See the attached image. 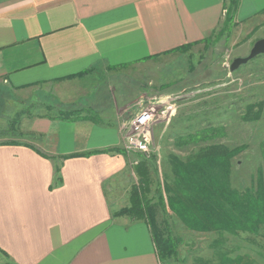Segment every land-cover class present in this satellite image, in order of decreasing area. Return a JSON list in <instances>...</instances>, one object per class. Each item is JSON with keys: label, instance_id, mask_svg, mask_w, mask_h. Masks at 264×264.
<instances>
[{"label": "crops", "instance_id": "crops-1", "mask_svg": "<svg viewBox=\"0 0 264 264\" xmlns=\"http://www.w3.org/2000/svg\"><path fill=\"white\" fill-rule=\"evenodd\" d=\"M227 3L0 0V120L8 121L0 131L22 96L40 93L73 114L71 121L28 118L24 131H8L24 140L0 143V264H161L151 227L117 215L138 185L122 121L145 93L116 103L107 80L130 73L141 81L151 65L180 60L179 48L194 45L192 55L205 47ZM262 18L264 0H240L235 25ZM169 214L176 216L167 206Z\"/></svg>", "mask_w": 264, "mask_h": 264}, {"label": "rangeland", "instance_id": "rangeland-1", "mask_svg": "<svg viewBox=\"0 0 264 264\" xmlns=\"http://www.w3.org/2000/svg\"><path fill=\"white\" fill-rule=\"evenodd\" d=\"M261 39H264V18L234 25L229 30L222 26L205 47L196 48L192 55H187L190 50L179 52L183 57L178 61L151 65L141 81L130 73L107 80L116 89L114 100L119 104L124 96H139L140 92L145 96L136 98L139 102L169 96L178 99L175 116L153 128L150 154L126 152L132 161L136 185L139 177L134 163L150 160L155 180L151 198L156 188L174 180L169 163L171 155L185 159L207 145H222L229 150L242 148L243 152L231 161V184L240 192L255 185L258 172L264 171V55L235 72L230 67L235 59L248 57ZM32 95L11 103L10 121L16 120L17 130L24 131L21 126L28 118L57 117L61 110L53 100L42 101L40 93ZM133 110L128 111L123 124ZM258 110H261L259 119L248 121ZM7 122L0 120L1 128ZM205 129L216 130V138L206 143L190 142L191 137ZM12 139L25 138L0 135V143ZM169 222L179 248L175 261L168 264H191L197 257L218 264L226 255L230 259L243 257L242 264H264V228L259 235L241 233L234 241L216 246L218 234L196 235L184 229L173 214H169Z\"/></svg>", "mask_w": 264, "mask_h": 264}, {"label": "trees", "instance_id": "trees-1", "mask_svg": "<svg viewBox=\"0 0 264 264\" xmlns=\"http://www.w3.org/2000/svg\"><path fill=\"white\" fill-rule=\"evenodd\" d=\"M239 4L240 0H228L223 23V27H228V30L235 25ZM193 46H183L176 52H187ZM260 114L261 110H258L248 121L258 120ZM72 115L60 111L56 119L71 121ZM10 124L7 130L0 131V135L6 136L9 127L13 130L17 122L13 120ZM215 133L214 129L202 130L191 137L190 142L206 143L216 138ZM2 143L17 142L8 140ZM242 152V148L229 150L222 145H207L185 159L172 155L170 161L174 180L172 183H164L163 188H156L153 198L150 197L155 184L152 164L150 160L140 161L135 166L139 184L132 191L131 205L117 215L129 216L146 222L151 227L161 264L175 261L179 248L178 240L171 231L167 206L187 229L195 232L216 233L223 238L226 234L259 235L264 228V171L258 172V179L253 187L242 192L233 188L231 161ZM60 171L58 166V179ZM215 244L217 246L221 243L218 241ZM224 259L233 264H242L244 260L243 257L232 260L227 255Z\"/></svg>", "mask_w": 264, "mask_h": 264}, {"label": "built area", "instance_id": "built-area-1", "mask_svg": "<svg viewBox=\"0 0 264 264\" xmlns=\"http://www.w3.org/2000/svg\"><path fill=\"white\" fill-rule=\"evenodd\" d=\"M177 104L175 96L138 102L125 125L124 150L129 153L150 154L153 128L169 122L176 114Z\"/></svg>", "mask_w": 264, "mask_h": 264}, {"label": "water", "instance_id": "water-1", "mask_svg": "<svg viewBox=\"0 0 264 264\" xmlns=\"http://www.w3.org/2000/svg\"><path fill=\"white\" fill-rule=\"evenodd\" d=\"M264 55V39H261V40H258L251 52H250V55L248 57H245V58H237L233 61L231 67H230V71L231 72H235L237 71L240 67H242L243 65H246L248 64L249 62H251L252 60L260 57V56H263ZM139 100H136V102L132 103V104H129V106H127V108H130L132 107L133 105H135L136 103H138Z\"/></svg>", "mask_w": 264, "mask_h": 264}]
</instances>
